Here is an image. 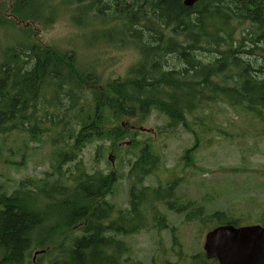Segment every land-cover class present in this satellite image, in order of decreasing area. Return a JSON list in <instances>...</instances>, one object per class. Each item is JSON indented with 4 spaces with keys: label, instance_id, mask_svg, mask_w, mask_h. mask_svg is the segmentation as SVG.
Listing matches in <instances>:
<instances>
[{
    "label": "trees",
    "instance_id": "trees-1",
    "mask_svg": "<svg viewBox=\"0 0 264 264\" xmlns=\"http://www.w3.org/2000/svg\"><path fill=\"white\" fill-rule=\"evenodd\" d=\"M7 1L20 22L53 18L63 4L72 9L79 30L94 33L93 44L135 49L140 56L125 77L100 88L101 75L88 69L74 50L41 46L27 40L29 36L22 44L0 43V135L24 131L35 137L44 131L53 135L54 143L68 146L75 136L73 123L78 124L73 111L84 108L80 103L90 95L77 142L70 150L60 146L64 151L46 179L28 178L11 191L0 185V264H34V259L37 264H132L125 259L130 250L107 234L128 236L139 231L138 225L145 227L139 205L144 200L136 201L133 194V212L119 211L114 219V207L104 200L114 175L91 174L79 163L76 176L65 182L64 169L76 162L79 145L90 141L91 134L101 138L90 112H99L100 105L134 117L156 109L169 121L159 128L163 135L179 126L189 129L190 117L223 102L262 128L257 135H264V0H200L192 7L184 0ZM3 23L9 25L0 24V34L10 27L17 30L16 21ZM219 133L226 136V131ZM133 165V177L144 178L158 170L159 157L146 146ZM175 183L152 188L154 199L188 222L240 226L224 211L208 212L191 201L177 205L172 200ZM149 191L144 188L141 196L146 198ZM152 214L160 216L157 210ZM164 221L159 227L169 229ZM67 229L79 232L52 247L50 237ZM170 230L174 245L180 246L176 228ZM190 259L192 264L209 261L203 253Z\"/></svg>",
    "mask_w": 264,
    "mask_h": 264
},
{
    "label": "rangeland",
    "instance_id": "rangeland-1",
    "mask_svg": "<svg viewBox=\"0 0 264 264\" xmlns=\"http://www.w3.org/2000/svg\"><path fill=\"white\" fill-rule=\"evenodd\" d=\"M59 7L55 9L53 18L46 17L41 23L20 22L11 15L10 3L0 0V24L12 21L17 24V30L10 27L1 31L0 43L22 44L29 36L27 40L41 46L54 47L58 51L74 50L88 69L92 68L101 75L100 88L112 79L125 77L130 66L139 60V53L135 49L117 50L93 44L91 34L94 33L78 29L72 9L63 4ZM94 20L91 18L88 21L95 23ZM89 97L87 95L88 101ZM88 101L83 100L80 106L84 108L78 107L73 111L78 124L89 113ZM99 107V112L90 113L95 129L97 127L103 134L101 138L91 134L90 141L84 146L79 145L81 148L76 153V162L69 163L64 169L65 182L69 184L68 180L76 176L75 166L79 163L91 174L101 171L114 175L111 191L104 198L114 207V219L119 211L126 214L133 212L130 203L135 199L133 194L137 196L136 201L138 198L144 200L139 205L145 227L138 225L139 231L128 236L107 234L113 235L130 250L125 259L131 258L132 264H192L191 257L205 254V237L214 229L213 225L188 222L183 214L170 211L154 199L152 188L166 186L172 181L176 182L175 199L172 200L177 201V205L191 201L204 205L208 212H226L239 220L241 227L262 225L264 135L256 134L255 131L260 132L262 128L256 129L251 120L220 102L190 117L189 129L179 126L171 133L160 135L159 128L169 121L156 109L148 116L139 112L134 117H127L107 107ZM73 124L71 136H75H70L68 146L65 142L54 143L53 135L44 131H38L35 137L24 131L0 135V185L11 191L28 178L36 182L46 179V173L57 165L59 153L64 151L59 149L60 146L70 150L77 142L76 132L81 126ZM220 130L226 131V136L219 133ZM146 146L159 157L158 170L144 178L136 174L133 177V164ZM53 181L50 180L51 183ZM144 188L151 189L144 195L146 198L141 196ZM154 210L159 211L160 216L151 215ZM161 218L169 229L159 227ZM172 227L176 228L175 235L180 246L174 245ZM78 232L67 229L51 236L50 243L55 248L65 238L75 237ZM36 262L37 259H34V264ZM43 264H48L47 260ZM208 264H213V261H208Z\"/></svg>",
    "mask_w": 264,
    "mask_h": 264
},
{
    "label": "water",
    "instance_id": "water-1",
    "mask_svg": "<svg viewBox=\"0 0 264 264\" xmlns=\"http://www.w3.org/2000/svg\"><path fill=\"white\" fill-rule=\"evenodd\" d=\"M200 0H184L192 7ZM207 260L218 264H264V227L260 224L236 227L221 225L205 237Z\"/></svg>",
    "mask_w": 264,
    "mask_h": 264
},
{
    "label": "flooded vegetation",
    "instance_id": "flooded-vegetation-1",
    "mask_svg": "<svg viewBox=\"0 0 264 264\" xmlns=\"http://www.w3.org/2000/svg\"><path fill=\"white\" fill-rule=\"evenodd\" d=\"M170 210V209H169ZM170 211H173L174 212V210H170ZM159 212V211H158ZM177 212V211H176ZM178 213V212H177ZM159 214H160V212H159ZM179 214V213H178ZM158 216V215H157ZM149 221H150V219H149ZM165 222V221H164ZM146 224V223H145ZM171 234H173V233H171ZM172 236V235H171Z\"/></svg>",
    "mask_w": 264,
    "mask_h": 264
}]
</instances>
